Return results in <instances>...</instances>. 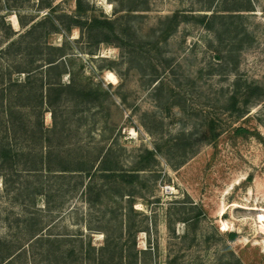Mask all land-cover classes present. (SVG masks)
<instances>
[{
	"label": "rangeland",
	"instance_id": "rangeland-1",
	"mask_svg": "<svg viewBox=\"0 0 264 264\" xmlns=\"http://www.w3.org/2000/svg\"><path fill=\"white\" fill-rule=\"evenodd\" d=\"M80 3L78 13L74 0H0V49L9 38L3 20L18 32L49 14L113 22L99 43L61 22L47 36L49 23L34 31L40 42L69 40L65 71L50 89L40 54L24 60L27 93L42 105L21 107L23 138L10 141L17 171L0 165V259L79 264L80 249L102 245L104 231L127 247L130 222L147 264H264V0ZM207 5L237 16L243 42L227 63L219 56L228 45L192 17L210 13ZM175 11L177 24L160 35L159 20ZM8 55L2 67L21 63ZM106 149L116 169L109 177L59 170L80 161L95 169ZM49 150L50 170L41 162Z\"/></svg>",
	"mask_w": 264,
	"mask_h": 264
},
{
	"label": "trees",
	"instance_id": "trees-1",
	"mask_svg": "<svg viewBox=\"0 0 264 264\" xmlns=\"http://www.w3.org/2000/svg\"><path fill=\"white\" fill-rule=\"evenodd\" d=\"M74 2L76 4L78 13L82 12L83 9L80 0H74ZM137 8L138 7H135L134 5H129L127 6L126 10L129 12L136 10ZM202 10L210 11V13L192 15V17L197 18V20L203 23L207 29L211 30L217 37L219 43L228 45L226 53L223 52L222 55L219 56V58L224 63H227V61L232 59V54L234 53L236 49L235 47L237 46L236 44H241L243 42V39L241 38L238 40L236 39L237 35L234 31L236 26H233L232 18L237 16H235V13H222L217 9H211L210 5H207V7L203 8ZM179 14L181 13L175 11L171 15L164 16L162 20H159V23H161L159 26L160 35L165 34L164 32L168 34L169 30L175 27L180 17ZM60 17L61 16L54 18L51 14L45 15L42 19H40V21H37L35 24L21 32L13 30L9 23L3 20V24L7 28L6 37L9 38L5 46L0 49V60L2 58L7 59L9 56L8 54L12 55V52L18 54L19 59H21V63L8 62L7 67H2L0 63V131L3 133V135L0 136V165L8 166L12 171H17L15 168L17 159L15 157L18 154V149L15 150L12 147L10 141H16L17 139L19 140L21 137L23 138L22 135L20 136L21 129L23 128L24 124V120H21V107L29 106V103L34 107L42 105V97H40L38 93L37 95L34 93L33 97H30L27 93L29 88L28 83H31V80L29 78L30 71L28 67L24 65V60L26 59V62L32 63L37 59L33 57V53L35 52L40 54L39 58L41 59V64L45 65L44 73L46 74V78L48 80L47 83L49 84L50 89L57 86L56 83L51 80H59L58 78L65 71V66L63 63V61L65 62V59L64 57H61L64 55L65 47L66 44L69 43V40L66 39L59 45L46 43V40L40 42L38 40V36L34 35L36 27L39 25L43 26L45 23H49V26L44 32V35L47 36V34L51 31H58L59 23L57 22H61L64 28L63 32L70 31L71 27L73 26L77 27L79 28L80 32H82V35L86 32L88 41L94 43H99L101 41L107 42L109 39L106 31L111 30L113 27L112 20L104 16L100 17L97 15H91L90 17L84 19H80L78 17H69V20L67 21H63V19H60ZM166 29L168 31H165ZM101 32H103L104 37L97 39L96 36L101 34ZM233 32H235L234 35L232 34ZM28 36H31L32 40H28ZM26 48L27 51H25ZM30 49L33 50L30 51ZM28 54H33V58L31 56V58H29ZM51 71H53V74H51ZM20 75H22V77H20ZM40 83H42L41 79L38 84ZM35 91H37V88H35ZM91 93L92 92L90 90H88V92L81 91L83 96H88V94L91 95ZM48 102L51 103L52 99L48 98ZM50 113L53 117L54 112L51 111ZM38 124L41 126V120L38 122ZM51 153V150L47 151L44 155H42L41 159V162L46 168H48V170L51 169L49 168L48 163L50 162L49 156H51ZM147 153L152 154V151H147ZM108 155L109 150L106 149L100 156L97 168L95 169H92V163L88 165L83 163V161H80L76 167L69 168L68 165L64 164L61 165L59 170L61 172L78 171L87 174L91 172L94 173L97 170V172L102 173L103 176L109 177L112 173H115L116 169L113 165L114 163L112 164L114 161L107 158ZM23 169L32 170L35 168L25 167ZM132 180L133 178H129L126 181L131 182ZM96 196H100V194L98 193ZM124 196L129 204L133 201V195L131 193H120L121 198ZM131 209L132 208H130L129 211H132ZM115 215H113V217H115ZM128 218L130 219V217ZM119 226L120 232L115 236V238L118 240L119 236H122V227L121 225ZM125 226V231L130 239V243L127 247H123L121 244H114L112 236L104 231L105 236L102 245H99V247L95 249L94 245H91L90 241H88L86 247L80 249L82 261L79 264H147L143 261L141 262L139 258L140 253H146L147 249L140 250L136 248L135 236L138 231H141L140 227L130 224V222ZM35 234V231L31 232V237ZM228 236L233 239L235 233L229 232ZM42 238V236H37L34 239L41 240ZM116 242L118 243V241ZM0 264H10L9 259H0ZM236 264L241 263L237 260Z\"/></svg>",
	"mask_w": 264,
	"mask_h": 264
}]
</instances>
